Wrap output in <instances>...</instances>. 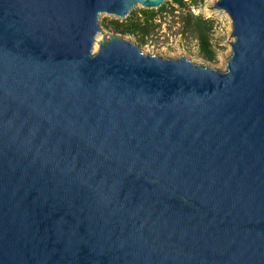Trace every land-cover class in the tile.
<instances>
[{"label":"water","instance_id":"water-1","mask_svg":"<svg viewBox=\"0 0 264 264\" xmlns=\"http://www.w3.org/2000/svg\"><path fill=\"white\" fill-rule=\"evenodd\" d=\"M166 0H0V264H264V0H216L223 70L101 37Z\"/></svg>","mask_w":264,"mask_h":264},{"label":"rangeland","instance_id":"rangeland-1","mask_svg":"<svg viewBox=\"0 0 264 264\" xmlns=\"http://www.w3.org/2000/svg\"><path fill=\"white\" fill-rule=\"evenodd\" d=\"M215 1L216 0H202L196 5H191L188 0H185L186 5L184 7H179L172 3L171 0H166L160 6L150 9L144 8L140 4L134 5L128 15L133 13L135 17L139 16V13L143 9L152 10L156 13L155 18L151 22L153 27L149 34L144 37L143 44L138 43L134 35L116 32L108 23L111 19L122 21L125 17L118 18L111 14L100 13L98 24L101 27V31L97 32L100 37L94 41V44L104 35L107 36L112 33L120 34L124 38L137 42L145 52L156 53L163 57H177L183 55L193 62L206 64L210 67L223 70L226 66L224 58L228 57L231 49L229 43L226 42L231 30V22L229 16L224 11L207 8ZM188 4H190V6H188ZM189 12L193 17L199 16L202 19L212 22V28L208 34L214 52V59L211 61H207L201 56L198 49L197 34L188 29L187 25H185V19ZM96 47L93 48V51Z\"/></svg>","mask_w":264,"mask_h":264},{"label":"trees","instance_id":"trees-1","mask_svg":"<svg viewBox=\"0 0 264 264\" xmlns=\"http://www.w3.org/2000/svg\"><path fill=\"white\" fill-rule=\"evenodd\" d=\"M191 5H196L202 0H188ZM172 3L179 7H184L186 5L185 0H171ZM188 4V6H190ZM156 13L152 10L143 9L139 16L130 15L126 16L124 20L120 21L118 19H111L108 23L109 25L118 33L130 34L135 36V40L143 44L144 37H146L150 30L152 29L151 22L155 18ZM185 22L188 29L192 30L197 34L198 39V49L201 56L207 60L211 61L214 59V52L212 50L209 32L212 28V22L202 19L199 16L193 17L189 12L186 16Z\"/></svg>","mask_w":264,"mask_h":264},{"label":"bare ground","instance_id":"bare-ground-1","mask_svg":"<svg viewBox=\"0 0 264 264\" xmlns=\"http://www.w3.org/2000/svg\"><path fill=\"white\" fill-rule=\"evenodd\" d=\"M215 10H219V9H215ZM226 14H227V13H226ZM229 19H230V18H229ZM230 22H231V20H230ZM99 37H100V36H99V34H97V35H96V39H95V40H97ZM96 45H97V43L95 42V44H94L93 48H95V47H96Z\"/></svg>","mask_w":264,"mask_h":264}]
</instances>
